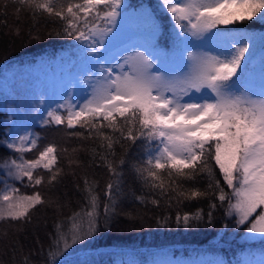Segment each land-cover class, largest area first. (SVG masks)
I'll use <instances>...</instances> for the list:
<instances>
[{
    "label": "snow or ice",
    "instance_id": "obj_1",
    "mask_svg": "<svg viewBox=\"0 0 264 264\" xmlns=\"http://www.w3.org/2000/svg\"><path fill=\"white\" fill-rule=\"evenodd\" d=\"M12 2L19 5L17 12L57 18L62 22V32L56 34L87 44L90 54L104 49L105 40L113 33L121 16L123 4V0ZM162 4L171 14L179 37H183L178 38V47L185 51L191 43L189 36L203 40L216 36L214 30L220 25L264 20V0H162ZM229 43L226 54L187 52L190 68L180 76L153 71L154 60L167 55L156 48L148 54L137 51L112 62L105 59L97 72L89 76L90 91L81 102L69 99L46 113L42 120L44 125L79 127L87 135L82 131L68 134L94 141L93 158H99L111 174L104 193L108 201L103 206L105 216L116 211L123 167L128 162L126 157L139 141L144 149L143 158L132 164V168L145 187L188 200L214 197L221 207H225L226 202L225 212L237 217V227L247 226L248 233L264 235V210L257 214V209H264V87L259 94L246 90L247 85L241 87L239 82L249 45L240 40ZM194 92L202 93L199 99H192ZM185 97L189 99L185 101ZM38 139L27 133L5 141L6 147L21 154L4 158L2 167L8 177L18 180L27 177L33 187L59 182L63 169L57 166L55 144L46 145L35 159H25L22 155L36 148ZM117 148L121 150L119 155ZM79 150L74 148L72 152ZM210 161L215 162L231 192L221 186ZM73 163L79 165L80 161L69 160L70 165ZM37 169L46 170L47 178L37 173ZM201 174L207 177V191L184 186L186 182H195ZM84 184L90 210L73 213L68 218L72 243L94 235L100 215L96 181L85 177ZM136 199L145 201L144 196ZM44 203L40 192L22 195L18 188L5 181L0 190V222H31L30 210ZM217 206L215 202L209 204V222ZM84 217H87L86 229ZM202 219L201 211L178 216L177 222L187 227L192 221ZM69 246L68 234L63 224H58L49 246V257L55 261ZM24 261L28 264V257H24Z\"/></svg>",
    "mask_w": 264,
    "mask_h": 264
},
{
    "label": "trees",
    "instance_id": "obj_2",
    "mask_svg": "<svg viewBox=\"0 0 264 264\" xmlns=\"http://www.w3.org/2000/svg\"><path fill=\"white\" fill-rule=\"evenodd\" d=\"M7 3V8L3 6ZM139 0H123L122 10L136 7ZM152 5V4H151ZM150 5V6H151ZM155 5L150 7L161 28L157 35V45L165 53L172 51L176 46L178 34L168 37L165 12L157 10ZM18 4L12 0H0V70L6 65L28 61L37 57L54 54L62 50L72 39L66 35H57L62 32V22L55 17H33L28 11L17 12ZM165 17V18H164ZM156 22V20L154 19ZM264 27V20L257 19L229 26L237 32H246ZM19 29V34H17ZM169 38H172L170 40ZM181 38V37H180ZM179 38V39H180ZM175 40V42H174ZM35 130L39 137L37 147L25 152L27 157L38 156V152L46 145L57 146V166L63 169L59 182L52 185L42 183L35 187L25 186V191L38 190L46 203L37 205L30 210L31 222L9 221L0 222V264H25L24 257H28V264H141L153 252L160 256L171 257L176 254H190L192 248L206 246L215 238L223 241L220 234H226L231 227L227 219L225 207L214 197L188 200L178 198L174 193L161 194L158 190H149L136 177L132 164L143 158L144 149L138 141L126 157L123 167V178L120 193L117 197L116 211L105 216L103 206L107 203L105 189L111 174L99 158H93L91 149L95 147L93 140H86L70 136L74 131L87 132L79 127L67 129L64 125H36ZM4 127L0 126V141L4 138ZM66 148L67 152L60 149ZM80 149L73 153L72 149ZM97 151L101 149L97 148ZM118 155L121 150L117 148ZM17 152L0 142V166L4 158L15 157ZM79 159L80 164H69V160ZM215 176L220 180L226 192L231 189L224 183L219 168L214 161H210ZM47 178L46 170L36 171ZM36 174V173H35ZM96 181V192L99 194V218L95 234L82 242L72 243L71 220L73 213L90 210L84 191V179ZM208 180L203 174L195 182H186L185 187H198L207 191ZM21 190H23L20 187ZM137 196H144L142 203ZM158 200V204H153ZM217 203L213 210L211 222L207 219L209 204ZM202 220H194L190 226L177 222V217L185 214L192 215L201 212ZM63 224L68 234L69 247L55 258L49 257V246L57 233V225ZM227 225V227H225ZM83 227L87 228V217H84ZM200 247V248H201ZM228 245H225L226 251ZM63 249V244H61ZM111 252V253H110Z\"/></svg>",
    "mask_w": 264,
    "mask_h": 264
},
{
    "label": "rangeland",
    "instance_id": "obj_3",
    "mask_svg": "<svg viewBox=\"0 0 264 264\" xmlns=\"http://www.w3.org/2000/svg\"><path fill=\"white\" fill-rule=\"evenodd\" d=\"M151 4L155 5L157 10L167 14L165 22L168 37L170 34L173 36L174 33H177L179 37V30L171 19V14L163 6L162 0H139L136 7L122 10L113 33L105 40L104 49L98 53L90 54L87 44L72 38L65 48L54 54L16 62L1 68L0 126L4 127L5 135L0 142L5 144V141L15 140L27 133L37 136L35 126L43 124L42 120L49 110L69 99L73 102H81L90 91L89 76L97 72L103 60L112 62L120 56L131 55L137 51L148 54L152 48L157 47V35H160L163 28L150 11ZM229 26L232 24L218 26L214 30L216 36L205 37L203 40L189 36L188 40L191 43L186 51L183 47H178V39H176V46L172 51L154 60L153 71L162 72L166 76H180L188 72L190 68L187 52L226 54L230 47L229 42L240 40L242 43H248L249 51L246 53L244 70L239 83L241 87L247 85L246 90L253 94H259L261 87H264V27L237 32ZM169 39L172 40V38ZM201 95L202 93L194 92L192 99H199ZM184 99L187 101L189 97ZM25 154H22L25 159H35V156L27 157ZM19 155L21 154L18 153L12 158ZM2 164L0 190H3L6 181L9 185L18 188L22 195H32L38 191L26 192L25 186L28 188L31 186L27 177L23 180L8 177L7 170L2 167ZM262 210L264 209H257V214ZM236 218L235 215L228 216L231 227L226 234H220L227 244L219 243L221 241L215 238L206 246L199 245L192 248L190 254H176L171 257L160 256V253L155 251L141 264H264V235L248 233L247 226L237 227ZM225 245H228L227 251Z\"/></svg>",
    "mask_w": 264,
    "mask_h": 264
}]
</instances>
